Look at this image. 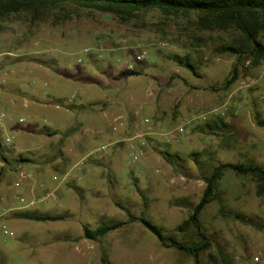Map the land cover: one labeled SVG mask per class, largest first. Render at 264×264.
I'll use <instances>...</instances> for the list:
<instances>
[{
    "label": "rangeland",
    "instance_id": "rangeland-1",
    "mask_svg": "<svg viewBox=\"0 0 264 264\" xmlns=\"http://www.w3.org/2000/svg\"><path fill=\"white\" fill-rule=\"evenodd\" d=\"M196 21L151 10L123 22L70 6L39 21L25 13L0 20V141L10 159L34 160L0 178V264H196L130 216L200 242L194 227H178L207 178L225 164L264 169V63L226 50L245 52L240 32ZM219 120L227 127H208ZM21 172L29 176L15 186ZM31 179L35 192L26 193ZM214 190L199 216L209 241L200 264H256L264 254L256 177L225 169ZM48 192L54 197L24 207ZM112 222L128 223L99 241L85 238V226Z\"/></svg>",
    "mask_w": 264,
    "mask_h": 264
},
{
    "label": "trees",
    "instance_id": "trees-1",
    "mask_svg": "<svg viewBox=\"0 0 264 264\" xmlns=\"http://www.w3.org/2000/svg\"><path fill=\"white\" fill-rule=\"evenodd\" d=\"M68 6L113 14L123 22H128L141 13L151 10H159L167 17L189 18L195 15L197 16L195 23L201 29L240 32L241 37L237 40V44L239 47H243L245 52L234 46H229L226 50L246 54L248 58L253 60L255 65L264 63V0H0V20L14 14L25 13L30 16L32 21H39L47 18L54 9ZM125 73L132 76L136 74V71L127 70ZM220 124L224 125L222 120L215 121L213 124H209L208 127L216 129ZM259 124L264 126V121L259 122ZM9 157L6 155L0 141V159L4 162L0 178L6 173L7 168H13L17 171L21 165L34 162V160L21 155L13 159ZM225 169L233 170L243 176L253 175L258 181L259 195L264 194V169L262 167L254 164H225L217 167L211 177L207 178V187L199 204L178 227L181 232L194 227L200 242L189 243L166 237L161 228L143 217L130 216L129 222H141L146 229L158 238L162 246L175 248L191 256L196 264H200V254L208 249L209 241L202 230L199 216L206 205L214 199V189L221 180ZM19 216L22 219L37 222H59L65 219L61 215H42L31 212H21ZM127 223L112 222L102 224L95 229L85 226L83 229L84 236L88 240L96 242ZM105 264L111 263L105 260Z\"/></svg>",
    "mask_w": 264,
    "mask_h": 264
},
{
    "label": "built area",
    "instance_id": "built-area-1",
    "mask_svg": "<svg viewBox=\"0 0 264 264\" xmlns=\"http://www.w3.org/2000/svg\"><path fill=\"white\" fill-rule=\"evenodd\" d=\"M146 55H147V52L146 51H140V53H138V55L136 56V63L140 64V63H143L145 60H146ZM5 118V114L2 113L0 115V127H1V122L2 120ZM200 119L202 121H206L207 120V116H201ZM195 120V119H193ZM21 122H24V120H21ZM187 124V122L183 123V126H180L179 129H178V132L181 134V133H184L185 131V125ZM6 143L7 145L11 146L12 145V140L10 138H8L6 140ZM28 174H26L25 172H21L20 175H19V178L17 179V181L15 182V186H20L21 183H23L24 181L27 180L28 178ZM51 197H54V195L52 193H47L44 197L42 198H39L38 201L37 200H33V201H30V202H25V205L24 207L25 208H30V207H34L37 202H42V201H46L47 199L51 198ZM4 198L1 197L0 198V201H3ZM22 202H24V200H22ZM2 229L5 231V233L7 234L8 232L6 231L5 227L2 226ZM253 261L254 263L256 264H264V254L263 253H258L257 255H255L253 257Z\"/></svg>",
    "mask_w": 264,
    "mask_h": 264
},
{
    "label": "crops",
    "instance_id": "crops-1",
    "mask_svg": "<svg viewBox=\"0 0 264 264\" xmlns=\"http://www.w3.org/2000/svg\"><path fill=\"white\" fill-rule=\"evenodd\" d=\"M30 134H34V133H30ZM29 134V135H30ZM26 164V163H25ZM27 164H30V163H27ZM23 166V165H22ZM20 168V167H19ZM15 172V171H14ZM35 181H34V179H31L27 184H26V190H25V192L27 193V192H29V191H31V192H35V190H32V189H34V186H35V183H34ZM8 204V203H7ZM2 212V211H1ZM4 212V211H3ZM2 215H4V213H2V214H0V216H1V218L3 217ZM0 254L1 255H4V252L0 249Z\"/></svg>",
    "mask_w": 264,
    "mask_h": 264
}]
</instances>
